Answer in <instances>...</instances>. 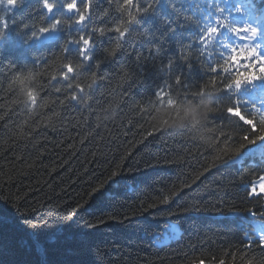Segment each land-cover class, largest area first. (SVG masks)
<instances>
[{"label":"trees","instance_id":"trees-1","mask_svg":"<svg viewBox=\"0 0 264 264\" xmlns=\"http://www.w3.org/2000/svg\"><path fill=\"white\" fill-rule=\"evenodd\" d=\"M39 4L40 0H26L16 10V28L10 29L4 40H0V72L6 71L4 67L8 63L17 67L32 65L37 56L60 51L65 36L38 49L30 47L24 33L17 32L20 25L33 19L31 9L38 8ZM106 7H109L107 0H94V15L87 32L92 27H107L115 21L114 12L100 15ZM34 15L38 19L45 13L39 9ZM193 30L192 20L184 13L180 1L168 0L167 10L155 7L138 15L114 56L107 50L116 43V34L106 32L94 36L92 59L82 72L96 70L98 74H109V79L100 87L98 82L97 87L98 93L105 92L98 109L108 108L107 112L99 111L100 128L95 127V120L85 124L78 112H74L63 125L57 122L58 131L41 128L40 135L29 138L24 133L31 130L33 121L22 109L13 116L14 123L10 121L8 128L0 123V219L7 222L6 227L0 228V240L8 245L0 249V264H36L37 258L45 252L50 254L52 264H191L201 255L222 258L225 248L243 242L241 229L225 216L234 211L201 209L173 218L182 229L181 237L160 245V238L168 229L167 211L175 210L181 201L195 199L215 204L218 197H223L229 207L238 208L257 203L243 199L246 185L239 183L241 177L251 180L257 171L247 164L242 166L229 160L204 172L213 154L205 152L203 156H195V153L198 146L209 143L211 135L203 140L194 139L185 128L153 131L151 136L143 129H133L126 135V124L116 107L121 89L128 87L134 100L146 104L156 88L168 79L161 69L169 60L173 62L170 72L183 73V83L188 88L195 90L203 85L209 73L200 53L191 46ZM22 46L24 50H20ZM157 48L159 54H156ZM185 48L192 53L187 62L192 65L190 69L180 58ZM150 49L154 53L152 57L137 61L138 54L147 57ZM69 58L78 61V50L70 48ZM122 72L131 73L132 79L122 80ZM232 102L229 90L214 96V103L219 105ZM5 110L0 108V114ZM128 118L131 117L125 119ZM147 119L139 122L152 131ZM214 119L217 123L229 122L227 113H217ZM229 127L240 135L248 132L247 126L239 122ZM137 131L141 134L136 135ZM254 145L246 146L241 153ZM129 151L131 156L125 159L123 171L113 164H105L106 159L119 162ZM154 155L164 159L159 163L151 162ZM135 159L150 162L147 166L130 165ZM128 167L133 170L127 171ZM113 170L121 174L98 192L91 193V188L98 186ZM201 172L204 174L200 175ZM90 175L94 179L88 182ZM185 183L191 187H185ZM173 186L179 192L177 197L166 205L148 207L162 195H169ZM80 204L83 207H77ZM73 208H76L74 221L65 220V215ZM221 214L222 217L217 218ZM25 216L31 223L41 219L47 223L32 229L25 223ZM73 237H86L87 243L82 245L72 240ZM13 243L18 245L17 249ZM251 255L249 253V257ZM236 264H243L239 257Z\"/></svg>","mask_w":264,"mask_h":264},{"label":"snow or ice","instance_id":"snow-or-ice-1","mask_svg":"<svg viewBox=\"0 0 264 264\" xmlns=\"http://www.w3.org/2000/svg\"><path fill=\"white\" fill-rule=\"evenodd\" d=\"M25 2L26 0H0V9H2L0 10V40H4L10 29L16 28V10L22 7ZM159 3L160 0H107L109 7H106L100 15L108 16L112 12L115 13L116 19L110 26L92 27L90 32H68L67 30L73 26L88 28L94 15V0H64L63 9L70 14L68 18L60 14L52 15L57 7V0H40L38 8L31 9L33 19L20 25L17 32L24 33L29 41H41L45 37H51L52 34L60 32L66 34L60 51L50 55H39L32 65L23 67H17L12 63L5 65L6 71L0 72V108H6V110L0 114V123L8 128L10 121L14 123L13 116L22 109L33 121L31 130L24 133L29 138L40 135L41 128L50 129L52 132L58 131L57 122L59 121L63 125L70 120L74 112H78L80 120L85 124H91L95 120L97 121L95 127L100 128L99 111L107 112L108 108L98 109L102 98L105 97V92L98 93L97 87L98 82L100 87L102 82L109 79V74H98L96 70L82 72L84 65L92 59L89 52L94 44V36L104 35L106 32L115 33V47L109 55H116L121 48L120 41L128 36L129 25L137 21L138 15L149 12ZM208 6L210 9V14L207 17L208 22L202 27L198 41L203 66L209 73L207 80L195 90L188 88L183 83V73L172 74L170 72L173 62L169 60L161 69L166 73L168 79L163 85L156 88L154 95L147 99L146 104L131 97L130 87L122 88L116 107L120 109L121 119L126 124V135L133 129H143L148 136L153 135V131L160 132L170 129L156 127L151 123L152 113L158 106L175 107L177 101L181 103L189 99L195 101L198 96H208L214 100L217 93L228 90L239 92L243 88L256 87L258 84L264 85V0H210ZM39 9L44 10L45 15L37 19L34 14ZM47 17H51V19L45 22ZM19 19H23V17L19 16ZM72 45L78 47L79 58L76 62L69 58ZM217 50H219V56L213 59L214 52ZM159 51L157 48L156 54ZM181 53V60L185 61L187 68L190 69L192 65L187 62L192 53L187 48L182 49ZM153 55L154 53L150 49L147 57L138 54L136 59L140 61ZM209 61L211 62L209 63ZM120 75L122 80L132 79V74L128 72H122ZM109 107H111L110 102ZM217 113H227L228 124L223 121L217 123L214 119ZM126 117L131 118L125 119ZM146 117L148 118L146 122L152 131L145 129L144 123L139 122ZM104 119H107V116ZM27 122L25 120L24 124L26 125ZM234 122L247 126L248 132L240 135L232 131L229 124ZM203 126L208 130L212 139L207 145L198 146L195 156H203L205 152L213 154L210 164L204 167V172H209L236 157L246 146L264 142V100L248 104L246 108L242 107L239 100L223 106L214 103L207 122ZM185 129L195 137L199 126L194 129L186 126ZM135 134L140 135L141 133L137 131ZM44 138L47 139L46 136ZM200 139L203 140V135ZM69 147L71 148L72 145ZM201 148L204 149L203 152ZM128 156H131L130 151L126 155H122L119 162L115 159H106L105 164H113L116 169L123 171L124 161ZM162 159L164 157L154 155L151 157V162L159 163ZM149 162L148 160L135 159L131 161L130 165L143 163L147 166ZM131 170H133L132 167L127 168V171ZM256 171L264 173V164L258 166ZM119 174L121 172L111 171L98 186L91 188V193L98 192L108 181ZM203 174V172L200 173V175ZM93 179V176H88V182ZM239 183L246 185L243 199L257 203L238 208L235 205L229 207L227 199L223 197H218L215 204L190 199L181 201L175 210L167 211L168 234L173 237L180 232V225L178 222H174L173 218L190 210L243 211L256 221L255 226L252 227L253 235L246 233V239L243 242L225 248L222 258L216 255H201L192 260L191 264H236L238 257L243 264H264V203H260V201H264V174L259 175L258 182L245 181L241 177ZM184 186L191 187L187 183ZM160 191L163 192L164 189ZM169 193V195H162L148 207L166 205L179 195L175 186L169 189ZM77 207H83V205L80 204ZM75 216L76 208H73L65 215L64 219L74 221ZM24 220L32 229L47 223L43 219L31 223L26 216ZM6 226V220L0 219V228ZM87 226L94 228L95 224ZM72 240L82 245L87 243L86 237H73ZM12 246L18 248L15 243ZM6 248L8 245L0 240V249ZM249 253L252 254L251 257H249ZM257 257H259L258 260ZM36 264H52L50 254L45 252L42 257L37 258Z\"/></svg>","mask_w":264,"mask_h":264},{"label":"clouds","instance_id":"clouds-1","mask_svg":"<svg viewBox=\"0 0 264 264\" xmlns=\"http://www.w3.org/2000/svg\"><path fill=\"white\" fill-rule=\"evenodd\" d=\"M114 47L115 44L107 50L108 54ZM213 106L214 100L208 96H198L195 101L189 99L184 103L177 101L175 107L158 106L152 113L151 123L162 128H185L187 126L194 129L199 126V131L193 138L200 139L203 135L205 139L210 133L203 125L207 122Z\"/></svg>","mask_w":264,"mask_h":264},{"label":"bare ground","instance_id":"bare-ground-1","mask_svg":"<svg viewBox=\"0 0 264 264\" xmlns=\"http://www.w3.org/2000/svg\"><path fill=\"white\" fill-rule=\"evenodd\" d=\"M57 6L59 8H62L63 7V3L61 1H57ZM62 36H65L64 34H59V33H55V34H52L51 37H45L43 38L41 41H29L28 40V43L30 45V47H36L38 49H43L45 48L47 45H50L52 42H54L55 40L57 39H62ZM71 49H75V50H78V47L76 45H72L70 46ZM21 49H25L24 46L20 47V50ZM252 153H249L246 155V157H249L251 156ZM264 160V154L263 153H256L248 162V160L244 159L243 161L249 163V164H255V163H258L260 161H263ZM241 164V163H240ZM242 166H246V165H243L241 164ZM246 189V187H245ZM233 219L234 223H236V225H243V218L239 217V216H232L230 217ZM248 228L252 231V227L254 226V224L252 223L251 220L248 221ZM168 231V229H167ZM181 234H182V231L178 232L176 235L180 238L181 237ZM174 238L173 236H164V237H161L160 238V245L162 246H165L167 244H169L171 242V239Z\"/></svg>","mask_w":264,"mask_h":264}]
</instances>
